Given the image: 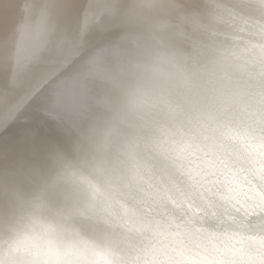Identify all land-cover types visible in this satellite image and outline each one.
Listing matches in <instances>:
<instances>
[{
	"label": "clouds",
	"instance_id": "clouds-1",
	"mask_svg": "<svg viewBox=\"0 0 264 264\" xmlns=\"http://www.w3.org/2000/svg\"><path fill=\"white\" fill-rule=\"evenodd\" d=\"M110 4L72 64L45 27L18 42L0 94L61 125L71 85L78 113L0 145V264H264V0Z\"/></svg>",
	"mask_w": 264,
	"mask_h": 264
},
{
	"label": "bare ground",
	"instance_id": "bare-ground-1",
	"mask_svg": "<svg viewBox=\"0 0 264 264\" xmlns=\"http://www.w3.org/2000/svg\"><path fill=\"white\" fill-rule=\"evenodd\" d=\"M110 6V0H0V85H14L13 58L25 32L47 28L49 38L64 48V62L72 64L81 52L109 38L103 14ZM71 89L70 85L63 110L53 113L61 125L77 118L78 100ZM0 105V145L15 152L30 143L39 146L61 138V125L42 114L43 93L36 88L0 94Z\"/></svg>",
	"mask_w": 264,
	"mask_h": 264
}]
</instances>
